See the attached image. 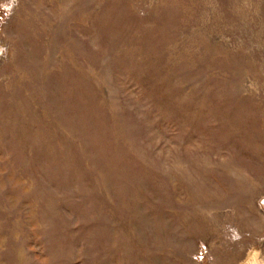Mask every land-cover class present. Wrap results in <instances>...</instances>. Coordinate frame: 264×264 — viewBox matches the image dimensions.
Segmentation results:
<instances>
[{"label": "rangeland", "instance_id": "rangeland-1", "mask_svg": "<svg viewBox=\"0 0 264 264\" xmlns=\"http://www.w3.org/2000/svg\"><path fill=\"white\" fill-rule=\"evenodd\" d=\"M0 264H264V0H0Z\"/></svg>", "mask_w": 264, "mask_h": 264}]
</instances>
